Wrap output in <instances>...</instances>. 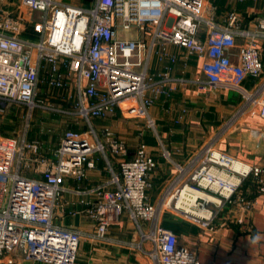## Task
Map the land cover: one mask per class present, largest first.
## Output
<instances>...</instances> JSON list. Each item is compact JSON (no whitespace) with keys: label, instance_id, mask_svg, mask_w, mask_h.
<instances>
[{"label":"built area","instance_id":"obj_1","mask_svg":"<svg viewBox=\"0 0 264 264\" xmlns=\"http://www.w3.org/2000/svg\"><path fill=\"white\" fill-rule=\"evenodd\" d=\"M208 0H96L91 8L64 4L60 0H22L31 11L41 13L36 30L38 42L21 38V24L10 16L0 18V107L4 104L47 108L41 100V84L50 88L76 89L78 116L91 123L105 118L119 108L127 116L146 119L149 128L156 122L149 109L155 100L168 93L173 79L161 74L151 76L146 61L141 59L142 45L134 39L121 37V31H152L153 46L157 41L185 49L189 55L209 57L213 62L210 78L199 81L200 89L209 86L238 87L248 77L263 72L261 52L264 50V18L243 29L236 11L228 14V25L222 27L204 16ZM243 2L245 0H235ZM204 35V37H203ZM243 40L238 52L239 64L231 63L229 50ZM48 69V70H47ZM47 70V79L41 71ZM262 89L247 94L245 108L254 106L264 119ZM1 110V108H0ZM2 111V110H1ZM114 154L126 156V145L106 130ZM199 168L182 183L181 175L168 187V203L176 210L192 213L199 203V190L211 192L221 204L237 200L249 209L252 203L239 193L251 175L264 194L263 170L247 168L225 154L206 148ZM104 156L105 146L93 128L65 132L56 152L57 162L47 163L42 178H30L22 168L35 156L41 157L39 141L24 136L8 137L0 130V259L21 255L33 264H76L82 235L79 231L54 223L55 211L62 197L68 176L83 179L86 167H96L94 155ZM35 161V160H34ZM156 162L141 145L132 160L120 163V177L114 175L115 190L95 189L94 202L86 203V215L96 223L93 238L107 239L109 229L128 214L137 225L142 244L148 241V252L155 264H202L195 251L180 244L178 235L159 225L161 205L147 200L148 178ZM214 214L203 223L209 227ZM140 221L150 223L145 233Z\"/></svg>","mask_w":264,"mask_h":264},{"label":"crops","instance_id":"obj_2","mask_svg":"<svg viewBox=\"0 0 264 264\" xmlns=\"http://www.w3.org/2000/svg\"><path fill=\"white\" fill-rule=\"evenodd\" d=\"M95 1L63 3L91 8ZM232 11L239 14L243 29L250 28L264 18V0H208L204 16L225 27L228 25V14ZM5 15L20 22L21 38L31 42L40 41L41 35L36 30L40 12L31 11L22 0H0V18ZM120 34L123 38L141 43L140 56L142 61L147 62L151 76L158 79L161 74H168L173 79L168 93L158 97L149 109L156 122L154 129L148 127L146 119L129 117L119 108L105 118L92 119L91 123L84 121L76 112V89L72 86L64 90L50 88L43 83L38 95L41 100L60 101L65 107L71 105V109L53 110L83 120L80 126L76 123L66 124L65 132L73 128L80 132L93 128L105 146L106 156L96 153V167H86L83 179L71 176L65 178L62 197L55 211L56 225L77 230L82 235L76 264H148V259L155 264L148 254L152 249L151 244L145 241L142 249L138 247L141 244L140 232L128 214H124L119 224L110 227L106 240L96 241L93 238L96 223L85 213L86 203L97 199L95 189H116L112 179L114 175L120 177L121 161L134 159L143 144L156 162V168L148 178L147 201L156 206L161 205L159 225L175 232L180 244L195 251L202 264H264V194L260 193V185L254 176L244 181L239 192L246 201L252 203L249 209L237 200L232 203L223 201L221 204L218 196L199 190L195 193L199 203L187 215L182 210H176L174 202L171 201L170 205V196H166L168 187L181 175L182 169L181 181L185 183L199 168L203 151L209 147L247 168H261L264 180V119L254 106L245 108V95L256 93L264 87V50L261 52L263 72L259 77L248 76L238 87L209 86L200 89L199 81H207L213 68L209 57L189 55L185 49L164 45L161 41L153 46L152 31L132 29L121 31ZM242 44L243 40L238 39L229 50L234 65L239 64L238 52ZM47 70L41 71L42 80L48 78ZM261 96L264 97V90ZM37 109L43 108L36 107L31 112L27 108L31 119ZM2 112L3 109L0 114ZM31 126L29 123L25 132L18 136L25 135L29 141L38 140L40 155L46 163L36 161L32 155L23 166L22 173L40 179L46 164L57 162L56 152L65 132L61 136L54 135L55 144L50 145L53 138L49 139L48 133H44L48 128H42L40 122L37 126L43 132L32 135ZM0 130L5 136L17 137L1 127ZM106 130H110L115 139L126 145V156L112 152ZM7 199L8 196L3 195L1 206L6 204ZM212 214L214 218L209 227L203 226ZM140 226L145 233L151 229L150 223L145 221H140ZM27 263L21 255L9 254L0 259V264Z\"/></svg>","mask_w":264,"mask_h":264},{"label":"rangeland","instance_id":"obj_3","mask_svg":"<svg viewBox=\"0 0 264 264\" xmlns=\"http://www.w3.org/2000/svg\"><path fill=\"white\" fill-rule=\"evenodd\" d=\"M62 1L65 3H73V4H78L81 2V0H62ZM45 105H47L46 106L47 108L37 109L34 113L33 119H31L28 113L29 110L27 111V108L14 104H4L0 107L1 110L2 109L4 110V112L0 114V127L4 131L11 132L13 135L18 136L21 135L22 132L24 133L25 127L28 126L29 123H31L32 128L30 132L32 135H34L40 132L39 127L37 125L41 122L42 128L43 127L48 128L47 130L44 131V133H48L49 139L53 138L52 142L49 143L50 145H53V143L55 144L54 135L61 136L63 132H65L64 126L66 124L71 125L76 123L77 126L83 124V120L81 121V119L77 118V116L75 117L71 115H65L63 113L53 110V109H57V110L71 109L72 108L71 105H67V107H65L62 102L60 101L54 102L51 100L45 102ZM27 264H33V263H27ZM148 264H152V262L149 259H148Z\"/></svg>","mask_w":264,"mask_h":264}]
</instances>
